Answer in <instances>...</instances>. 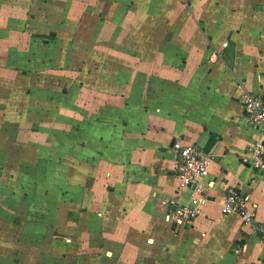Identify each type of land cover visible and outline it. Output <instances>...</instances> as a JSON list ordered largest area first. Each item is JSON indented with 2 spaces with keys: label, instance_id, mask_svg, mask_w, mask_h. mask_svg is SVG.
Returning a JSON list of instances; mask_svg holds the SVG:
<instances>
[{
  "label": "crops",
  "instance_id": "0c3cea01",
  "mask_svg": "<svg viewBox=\"0 0 264 264\" xmlns=\"http://www.w3.org/2000/svg\"><path fill=\"white\" fill-rule=\"evenodd\" d=\"M0 22L8 84L20 65L63 80L8 114L15 145L0 129V264H264L255 223L223 213L236 186L264 221L242 101L264 95V0H0ZM62 24L46 59L31 33ZM176 139L212 157L199 191L177 175ZM188 203L201 215L166 219Z\"/></svg>",
  "mask_w": 264,
  "mask_h": 264
},
{
  "label": "built area",
  "instance_id": "2783aa9c",
  "mask_svg": "<svg viewBox=\"0 0 264 264\" xmlns=\"http://www.w3.org/2000/svg\"><path fill=\"white\" fill-rule=\"evenodd\" d=\"M225 45L227 42L224 43ZM245 115L250 125L261 133V140L253 147L250 156L252 167L264 170V95L248 92L242 97ZM173 147L176 149L175 169L183 186L194 191L200 190V180L207 172L212 161L210 154L206 153L198 143H185L176 139ZM247 196L236 186L227 189L223 200V213H237L245 224L255 223V227L264 239V221H256L253 210L247 206ZM165 204L168 200L163 201ZM202 209L191 203L183 204L176 211L166 214L167 220H174L179 225L188 224L201 215Z\"/></svg>",
  "mask_w": 264,
  "mask_h": 264
},
{
  "label": "rangeland",
  "instance_id": "374dc122",
  "mask_svg": "<svg viewBox=\"0 0 264 264\" xmlns=\"http://www.w3.org/2000/svg\"><path fill=\"white\" fill-rule=\"evenodd\" d=\"M1 13L3 14V16H5L6 12L2 11ZM6 19H8V16L7 17L5 16V21ZM7 22L6 23L0 22V33L2 32L0 34V38L6 37L5 39H7L6 42L0 43V61L8 60V23ZM64 26H65L64 24L48 25L42 29H38L39 31H43V32L31 33V40L33 41L39 40L42 42L43 45H45V47L42 48L41 50H43L42 52L46 59L47 57L51 58V56L47 55L51 53L50 50L47 48L51 47L55 35L57 36V33H60L61 35L64 36L63 34L64 31L62 30ZM29 27L31 28L32 26ZM34 28L35 27H33V29ZM10 75H11L10 80L12 82L8 84V63L0 62V129H5L8 132V139H7L8 146L15 145L13 144L14 137H16L15 129H11L12 128L11 126L14 125L15 121L16 123L20 122V116H13L14 119L12 118L8 119V114H10V112L16 114L19 113L22 114L24 108H22L21 106L23 107L26 106L27 108H29V102L27 104L26 99L30 97V95L38 94L37 92L38 89L33 87L34 85H36L37 82L38 83L40 82V85L42 86L41 88H45L44 94L48 95L41 97L47 98L50 101L53 93L52 88L62 85L60 84L59 81H63L62 79L55 78V74L52 71V68L50 67L48 68L44 67L42 70L41 69L37 70V69H33L30 66L24 65L23 67V65H20L19 67L13 69V72ZM39 90L41 91L42 89ZM40 94L44 95L42 93ZM33 114H36V112L34 111ZM25 135L26 134H22L20 135V137ZM30 138H32V140H35V135H31ZM20 143L26 144L27 142L20 141ZM13 148H14V150H12L13 154L20 156L21 151L18 149L21 147L13 146ZM15 148H17V150H15ZM29 153L30 155H34L33 152H29ZM8 217H10V215H8ZM45 219H47L45 214H41V215L39 214L38 216L35 217H31L29 215L28 217L25 218L13 216L12 219L10 220H14L13 223H15L16 225L20 224V225L33 226L39 223L40 221H44V224H47V221H45Z\"/></svg>",
  "mask_w": 264,
  "mask_h": 264
}]
</instances>
